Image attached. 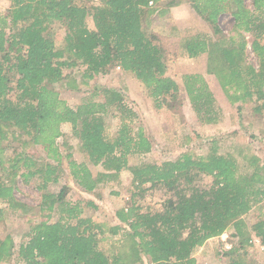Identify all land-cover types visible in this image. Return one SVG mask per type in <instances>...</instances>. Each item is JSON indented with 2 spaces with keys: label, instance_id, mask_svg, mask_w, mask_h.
Listing matches in <instances>:
<instances>
[{
  "label": "trees",
  "instance_id": "trees-1",
  "mask_svg": "<svg viewBox=\"0 0 264 264\" xmlns=\"http://www.w3.org/2000/svg\"><path fill=\"white\" fill-rule=\"evenodd\" d=\"M8 1L7 12L0 14V225L10 215L34 209L16 197L18 179L29 183L37 178L43 219L30 225L19 244L11 233L0 237V264H198L196 250L229 229L237 240L225 252V264H248L247 248L255 247L254 239L264 247V213L250 227L244 221L255 206L264 210V154L258 156L249 143L236 147L235 142L233 149L219 153L222 146L212 139L205 142V156L188 150L175 160L130 165V156L149 154L153 143L130 127L136 112L123 93L96 87L73 108L53 88L70 78L67 70L79 68L82 79L90 82L118 67L144 86L157 110L173 108L182 87L167 75L168 52L160 36L143 27L164 1ZM190 1L215 37L189 35L183 39V54L193 60L205 56L207 72L228 100L252 103L253 113L264 117V0L250 5L246 0ZM225 13L235 21V35L220 38L218 22ZM55 22L65 30L61 43L50 34ZM249 44L258 68L247 60ZM183 89L201 122L220 121L217 100L203 76L184 75ZM110 111L120 122L114 133L106 122ZM66 123L78 141L75 146L62 132ZM190 140L185 138V144ZM35 147L45 152L37 161L27 152ZM73 148L83 162L72 159ZM88 164L103 171L94 176ZM66 168L86 194H97L101 184L116 182L128 171L134 197L148 186L163 185L168 192L178 190L179 199L167 200L155 213L148 208L143 212L133 202L116 211L118 224L98 223L82 216L81 202L69 198L67 185L51 189ZM202 175L214 179L209 189L194 187ZM107 233L110 255L103 247Z\"/></svg>",
  "mask_w": 264,
  "mask_h": 264
},
{
  "label": "rangeland",
  "instance_id": "rangeland-1",
  "mask_svg": "<svg viewBox=\"0 0 264 264\" xmlns=\"http://www.w3.org/2000/svg\"><path fill=\"white\" fill-rule=\"evenodd\" d=\"M95 3L98 0H94ZM251 0H246L250 5ZM174 2L183 5V9H177L176 6H169ZM175 5V4H174ZM161 7L172 8L169 10L168 16L160 19L156 17L153 22L144 20L143 27L150 33H157L162 41L163 46L168 52V72L167 75L176 80L182 87L178 99L172 103L173 108L164 107L161 110L155 108L153 100L148 96L144 86L132 75L127 74L118 67L108 75L101 76L95 81H85L79 68L66 71V75L70 78L63 85L55 84L53 88L59 92L60 97L65 100L71 107L79 106L84 99L90 98L96 87L115 88L123 93L129 107L134 108L136 116L129 124L134 132L143 131L152 141L153 150L146 155H133L129 157L130 165H138L143 162H163L167 160H175L181 153L193 150L196 155L205 156L208 153L205 142L212 139H218L219 153H224L231 143L235 142L236 147H241L245 143H249L254 152L258 156L264 154V117L256 115L252 110V103L232 104L223 92L218 80L207 72V61L205 56H201L196 60L189 59L183 54L181 48L183 39L195 32H202L212 37L214 34L212 29L204 22L191 6L190 0H165L161 3ZM9 8L8 0H0V14L7 12ZM181 10V12H180ZM192 13V15H191ZM219 27L222 33L218 35L220 38H229L235 35V21L232 16L225 13L219 17ZM179 28V29H178ZM50 34L57 43H61L65 36L64 28L55 22L50 28ZM250 41V35L245 34ZM215 37V36H213ZM264 43V40H263ZM251 44L247 49V60L258 68L259 63L256 55L251 51ZM188 74H198L205 78L214 97L217 100V107L221 111V119L217 124H205L201 122L196 113L193 111L185 90L183 89V76ZM76 80L74 85L68 84V81ZM74 86V87H73ZM100 96L96 100H101ZM108 130L114 133L119 126L118 117L110 111L106 115ZM62 132L69 144L77 145V139L72 136V127L70 124H63ZM185 138L191 139L186 145ZM62 139L58 142L61 144ZM73 148V160L78 163L84 161L83 156ZM63 155L67 154L66 148L62 147ZM34 160H40L44 157L45 152L40 147L31 148L28 151ZM66 159L63 164L66 165ZM54 164V162H52ZM94 176L102 172L101 166L89 165ZM65 170V169H64ZM18 189L15 191L16 197L22 202L34 209L22 216L10 215L0 225V237H5L11 233L17 244L26 240L25 235L29 231L30 225L43 219L39 204L41 203V193L35 188L37 178L31 179V182L24 183L18 179ZM132 175L128 171L121 173L120 178L116 182L101 184L97 189V194L91 195L84 193L77 186L69 169L61 174L58 183L53 184L51 189H59L63 185L70 188L69 198L74 201H80L83 208V217L91 218L98 223H107L109 225L118 224L116 219V211L121 208L131 207L133 202H137V207L144 212L148 208L152 213L162 211L164 204L169 199L178 200V190L171 193L163 185H155L141 193L139 196H133ZM214 179L210 176L202 175L195 183V188L209 189L213 186ZM147 188V186H146ZM94 203L95 205H89ZM264 210L255 206L247 215L244 221L249 227L257 222L263 216ZM234 229H229L220 238H213L206 244L196 250L194 257L198 264H225L227 258L225 252L230 250L233 242L237 239L233 237ZM108 239L103 242L104 250L111 253V236L106 234ZM255 247L247 248L248 264H264V247L259 239H254Z\"/></svg>",
  "mask_w": 264,
  "mask_h": 264
},
{
  "label": "crops",
  "instance_id": "crops-1",
  "mask_svg": "<svg viewBox=\"0 0 264 264\" xmlns=\"http://www.w3.org/2000/svg\"><path fill=\"white\" fill-rule=\"evenodd\" d=\"M163 1H165V0H163ZM169 6H176L175 8H177V9H183L182 7H183V5H179V7H178V5L175 3V5L173 4V3H171V4H168ZM157 7V12L154 14V15H152V16H150L148 19H147V22L148 23H150L151 21L153 22V20L156 18V17H159L160 19H162V18H166L167 16H168V12H169V10H172V8H168V7H165V8H163V7H161L160 5H156ZM180 12H181V10H180ZM191 15H192V13H191ZM179 29V28H178Z\"/></svg>",
  "mask_w": 264,
  "mask_h": 264
},
{
  "label": "built area",
  "instance_id": "built-area-1",
  "mask_svg": "<svg viewBox=\"0 0 264 264\" xmlns=\"http://www.w3.org/2000/svg\"><path fill=\"white\" fill-rule=\"evenodd\" d=\"M150 4H152V3H150Z\"/></svg>",
  "mask_w": 264,
  "mask_h": 264
}]
</instances>
